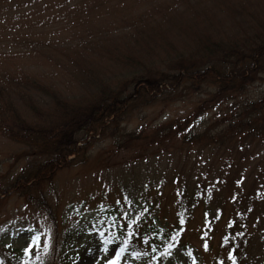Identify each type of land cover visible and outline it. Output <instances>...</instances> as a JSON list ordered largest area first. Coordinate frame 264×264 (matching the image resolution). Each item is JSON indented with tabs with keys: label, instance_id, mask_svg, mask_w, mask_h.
<instances>
[{
	"label": "rangeland",
	"instance_id": "1",
	"mask_svg": "<svg viewBox=\"0 0 264 264\" xmlns=\"http://www.w3.org/2000/svg\"><path fill=\"white\" fill-rule=\"evenodd\" d=\"M262 31L264 0H0V92L35 121L32 102L44 117L54 106L45 89L72 103L105 85L121 83L130 93L142 65L164 70L169 57L198 59L205 48L216 49L215 58L232 57L256 45ZM212 62L220 71L233 67L229 60ZM255 78L219 100L207 85L161 89L154 104L127 114L114 134L85 141L81 134L75 162L41 190L15 188L43 160L0 134V264H12L10 250L22 255L26 248L37 264H108L121 244L112 238L105 244L103 211L121 206L131 188L148 198L159 225L169 230L180 224L184 189L188 200L207 189L215 201L210 215L199 204L180 225L191 254L178 248L158 263L130 249L119 264H233L224 246L231 222L246 232L252 264H264V223L257 205L244 204L247 195H264V139L239 137L230 144L235 138H227L223 123L231 118L227 112L240 116L250 102L264 99V73ZM169 92L175 101H168ZM169 124L172 136L154 137L165 135ZM189 131L206 137L191 140ZM129 135L142 137L125 144Z\"/></svg>",
	"mask_w": 264,
	"mask_h": 264
},
{
	"label": "trees",
	"instance_id": "2",
	"mask_svg": "<svg viewBox=\"0 0 264 264\" xmlns=\"http://www.w3.org/2000/svg\"><path fill=\"white\" fill-rule=\"evenodd\" d=\"M215 50L203 49L204 54L198 59L184 54L176 58L169 57L164 70L142 65L143 73L135 75L129 82L132 84L130 93H127L125 86H121V83L116 84V87L105 85L94 96L72 103L62 100L55 92L45 89V93L50 96L54 106L51 114L44 117L32 102L31 108L37 114L35 121H27L13 101L0 92V134L17 143L26 144L33 151V156L36 155L43 160L32 170L24 172L15 188L20 186L22 190H25L33 187L41 190L42 185L51 181L59 170L68 168L75 162L76 159L69 158L79 153L77 144L81 140L79 138L81 134L85 135L84 141L87 137L96 139V136L104 135L111 129L114 134L125 121L127 114L154 104L162 93L161 89L166 90L169 85L179 87L189 83L192 89L211 86L216 90L214 99L219 100L244 91L255 81L256 75L264 73V31L257 35L256 45L247 51L234 50L229 54L232 57L215 58ZM214 59L222 62L229 60V64H233L232 70L220 71L215 65L211 66ZM172 93L169 92L171 97L168 101H175ZM227 115L231 118L225 117ZM225 116L223 123L227 126L226 136L235 138L230 144L236 143L239 137L245 141L264 139V99L259 102H250L240 116L234 111L227 112ZM173 127L169 124L165 135L156 136L155 134L154 137L172 136ZM191 132L189 131L186 135L191 140L206 137V134L193 133L190 137ZM140 137L142 136L129 135L124 142L129 144ZM116 144H119L121 148L124 146L121 141ZM186 190L188 189L183 190L180 200L178 217L180 224L174 229L161 227L154 217L155 206L151 205L148 198L140 196L134 188H131L128 193L124 192L126 200L119 203L121 206L111 207L110 210L105 208L100 233H104L103 237L106 240L110 238L118 240L121 247L125 248L124 253L130 249L135 252L142 251L149 259H156L158 263L171 257L178 248H183L185 252L191 254L190 247L182 242L180 228L187 223L188 213H192L199 204H203L207 210L206 215H210L212 212L210 205L215 201V193L207 189L203 192L197 190L188 200L187 195L184 194ZM6 193L7 191H4L2 194ZM144 196H147V191L144 192ZM244 199L245 205H257L259 220L264 223V195L257 192L253 196L247 195ZM40 202L49 210L56 226V217L47 206L44 196L41 197ZM232 205L235 208L238 207V204L233 203V199ZM207 223L210 228L211 223ZM235 225V222L230 223L227 227L229 231L224 238V246L228 248L226 260L233 264H252L247 250L249 241L244 235L246 232H239V227L233 228ZM10 253L12 258L7 259L9 263L37 264L29 253L16 255L15 250H10ZM24 261L26 263H23Z\"/></svg>",
	"mask_w": 264,
	"mask_h": 264
},
{
	"label": "snow or ice",
	"instance_id": "3",
	"mask_svg": "<svg viewBox=\"0 0 264 264\" xmlns=\"http://www.w3.org/2000/svg\"><path fill=\"white\" fill-rule=\"evenodd\" d=\"M103 235H104V233H101V236H103ZM38 239H39V237H34V240H38ZM110 242H111L110 240H106L105 244H108ZM125 244H127V241H125ZM124 251H125L124 247H121L118 251H116L115 257L112 260H109L108 264H119L120 258L123 255ZM25 252L28 253L29 249L26 248Z\"/></svg>",
	"mask_w": 264,
	"mask_h": 264
}]
</instances>
